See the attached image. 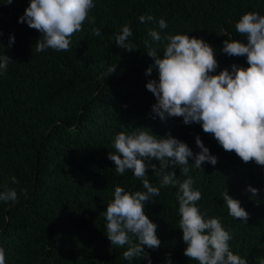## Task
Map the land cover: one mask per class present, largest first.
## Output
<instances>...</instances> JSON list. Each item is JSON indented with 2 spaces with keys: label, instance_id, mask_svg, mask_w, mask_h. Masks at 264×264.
Here are the masks:
<instances>
[{
  "label": "trees",
  "instance_id": "trees-1",
  "mask_svg": "<svg viewBox=\"0 0 264 264\" xmlns=\"http://www.w3.org/2000/svg\"><path fill=\"white\" fill-rule=\"evenodd\" d=\"M0 0V54L11 58L0 76V186L15 188L18 200L0 202V247L6 264H129L122 256L127 245H112L106 235L103 211L115 186L134 191L141 187L132 172L120 175L109 159L112 141L120 131L147 127L153 134L186 142L194 153L199 136L217 163L194 166L189 173L201 193L202 212L220 217L233 239L234 253L257 264L264 257V165L244 162L234 150L223 149L213 134L198 123L185 124L180 116L161 120L152 111L154 94L146 88L158 73L146 75L153 64L144 39L153 21L141 14L164 18L166 33L203 37L215 49L218 67L231 70L247 66L245 56L222 51L225 39H240L235 23L242 13L264 14V0H95L80 31L74 32L68 50L37 52L39 30L18 22L29 0ZM128 24L133 50L119 48L115 33ZM101 28L100 36L92 29ZM228 33L230 35H225ZM15 42L9 46V36ZM150 39V38H149ZM158 54L163 53V43ZM116 65L113 73L107 71ZM213 73V74H215ZM159 167V162L153 160ZM180 166L177 177L185 179ZM151 183L159 178L147 169ZM16 177L18 183H14ZM251 185L259 191H247ZM241 201L249 213L246 222L229 215L222 193ZM176 187L164 186L158 197L144 205L145 214L157 224L159 247L145 246L152 264H198L184 254L187 247L178 227ZM131 264H147L136 257Z\"/></svg>",
  "mask_w": 264,
  "mask_h": 264
},
{
  "label": "clouds",
  "instance_id": "clouds-1",
  "mask_svg": "<svg viewBox=\"0 0 264 264\" xmlns=\"http://www.w3.org/2000/svg\"><path fill=\"white\" fill-rule=\"evenodd\" d=\"M4 3L11 4L12 0ZM94 6L95 0H29L18 22H26L41 33L35 43L37 52L49 48L66 51L72 34L82 29ZM138 19L141 22L153 21L157 25L147 29L144 39L146 52L153 58V64L145 70L146 75L153 72V67L158 73L157 79L146 83V88L156 98L152 111L161 120L180 116L185 124L198 123L203 131L213 134L223 149L234 150L244 162L254 160L264 165V14L258 11L242 13L235 29L245 39L223 41L222 51L230 56H245L247 66L233 63L231 70L226 67L218 73H215L218 67L215 49L203 37L190 36L189 32L162 35L158 29L168 26L164 18L157 20L149 13L141 14ZM92 31L97 36L102 35L99 27ZM132 35V28L128 24L123 25L115 33L116 45L133 50L129 39ZM14 42L15 36L10 34L9 46ZM160 43H163L162 55L157 51ZM11 61L5 53L0 54V76ZM115 69L114 64L107 71L113 73ZM142 128L149 129L137 127L130 132H118L112 141L114 151L108 154L116 165V173L123 175L130 170L141 184L134 191L115 186L112 198L102 212L111 244L127 245L122 256L129 264L136 257L152 264L145 246L155 249L161 240L156 234L157 224L145 214L144 205L153 196L160 195L161 187L173 186L176 187L178 203V227L187 244L184 254L198 264H248L247 259L231 249L229 242L233 235L220 217L209 216L200 210L197 201L202 193L194 187L193 177L188 175L190 157L194 159L196 168L203 169L204 162L215 165L217 156L210 152L199 136L195 142L200 151L194 153L186 142L170 132L158 136ZM153 160L159 162V167L152 163ZM170 165L180 166L186 178L180 180L175 168L165 171ZM149 168L159 178V186L150 182L146 171ZM12 180L18 183L16 177ZM247 191L255 196L259 190L249 185ZM221 195L229 215L246 222L249 213L241 206V201L226 190ZM18 198L15 188L0 186V202H15ZM0 264H6L3 247H0ZM257 264H264V257L257 258Z\"/></svg>",
  "mask_w": 264,
  "mask_h": 264
}]
</instances>
